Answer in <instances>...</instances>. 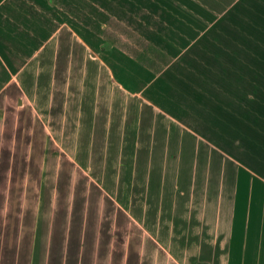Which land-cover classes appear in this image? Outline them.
Returning <instances> with one entry per match:
<instances>
[{
  "label": "crops",
  "instance_id": "0c3cea01",
  "mask_svg": "<svg viewBox=\"0 0 264 264\" xmlns=\"http://www.w3.org/2000/svg\"><path fill=\"white\" fill-rule=\"evenodd\" d=\"M170 1L0 0V264H264V0ZM208 24L248 72L176 87ZM165 152L197 181L181 203L155 176ZM93 155L119 162L94 182L135 218L134 257L110 209L64 191Z\"/></svg>",
  "mask_w": 264,
  "mask_h": 264
},
{
  "label": "rangeland",
  "instance_id": "374dc122",
  "mask_svg": "<svg viewBox=\"0 0 264 264\" xmlns=\"http://www.w3.org/2000/svg\"><path fill=\"white\" fill-rule=\"evenodd\" d=\"M168 2L171 3L170 0H168ZM215 32V26L208 24V28L205 32H193L191 33L190 37H188L191 39L192 37L199 35L196 40H192L190 42L189 47L184 51L186 60L185 64H175V68H177L179 71L173 75L175 79L172 75H169L174 80V85L176 87L180 88L181 86L178 80L185 82V86H190L191 84V90H197L206 79L212 82L218 81L217 68L219 67L220 62V64L223 63L229 65L234 63L240 67L243 66L245 71L249 70L247 68L248 58L244 56L246 53H242V51L239 53L235 52L236 56H233L231 54V50H236L234 44L230 41H218L217 38L219 37L216 36ZM207 125L213 128L210 124L207 123ZM114 142L115 138H112V148L114 146ZM83 155L85 156V154H81L80 157ZM119 155L121 154L118 153V155H115L114 153H111V156L116 157L117 161H119ZM180 156L181 154L173 152H165V154L155 153L153 169L155 171V176L159 177L160 179L159 184H161V191L166 192L169 189H172L174 195L176 196L175 201L179 199L181 203L186 189L193 188L194 186L192 184H197V181H186L185 178H183L182 162L181 159H179ZM92 157L94 160H87V164L86 159H82V162L78 160L81 162L78 163L82 166L81 168L74 162L72 170L64 168L63 177L69 178V181L70 178H72L73 182L70 185H65L64 191L69 190V192L72 193L79 192L80 194H83V196H86L89 193L91 196H93V199H91L90 196V198L86 200L84 204L87 203L90 208L92 207L91 209L93 215H95V220L99 219L97 215L100 214L103 209H110L109 241L113 244L118 235L117 231L119 230L120 226L121 231L124 232L121 233V235L125 237L122 239V241L125 242L124 246H126L124 254H126V256L128 254L134 257L135 249H131V244L134 243V241H138L141 235L139 233V229L135 225V218L125 216L123 213H119L117 210V208H119L118 204L112 200L109 201L103 194H101L102 192L106 191L107 188H111L113 192H117L118 188L116 186L103 185L100 183L96 184L94 182L101 180L105 175L113 177L115 179L114 181H116L119 174V162L106 161V159H103V157H97L95 155ZM75 176L79 177L77 178ZM193 177L196 178L194 175ZM80 203L83 204V202ZM144 223H146L145 220ZM98 224L99 223L96 222L95 226ZM145 228L148 230V232H150V228L147 224L145 225ZM142 234V240L143 242H146L145 233L142 232ZM131 252H133V254H130ZM158 252L159 256H166V253L163 249L159 248ZM149 255L150 249L144 248L142 250V256L145 257Z\"/></svg>",
  "mask_w": 264,
  "mask_h": 264
}]
</instances>
